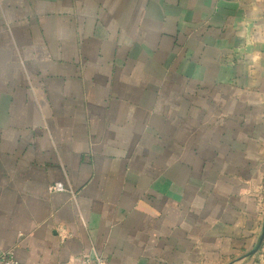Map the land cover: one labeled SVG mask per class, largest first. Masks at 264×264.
Here are the masks:
<instances>
[{"label": "crops", "instance_id": "crops-1", "mask_svg": "<svg viewBox=\"0 0 264 264\" xmlns=\"http://www.w3.org/2000/svg\"><path fill=\"white\" fill-rule=\"evenodd\" d=\"M262 226L264 0H0V252L264 264Z\"/></svg>", "mask_w": 264, "mask_h": 264}, {"label": "built area", "instance_id": "built-area-1", "mask_svg": "<svg viewBox=\"0 0 264 264\" xmlns=\"http://www.w3.org/2000/svg\"><path fill=\"white\" fill-rule=\"evenodd\" d=\"M50 192L67 191L68 187L60 181L50 183L48 185ZM0 264H20L14 256L12 250H3L0 252ZM77 264H107V259L99 254H82Z\"/></svg>", "mask_w": 264, "mask_h": 264}, {"label": "water", "instance_id": "water-1", "mask_svg": "<svg viewBox=\"0 0 264 264\" xmlns=\"http://www.w3.org/2000/svg\"><path fill=\"white\" fill-rule=\"evenodd\" d=\"M262 240H264V226H262V231H261V234H260V237H259L258 243H257V245L255 246V248L253 249L252 253L255 252V251L259 248V246H260Z\"/></svg>", "mask_w": 264, "mask_h": 264}]
</instances>
